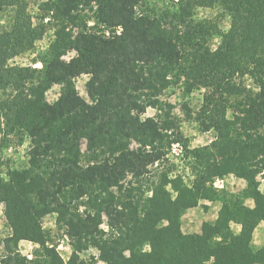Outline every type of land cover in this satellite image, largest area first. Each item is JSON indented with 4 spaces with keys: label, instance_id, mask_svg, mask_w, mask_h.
Returning a JSON list of instances; mask_svg holds the SVG:
<instances>
[{
    "label": "trees",
    "instance_id": "16d2710c",
    "mask_svg": "<svg viewBox=\"0 0 264 264\" xmlns=\"http://www.w3.org/2000/svg\"><path fill=\"white\" fill-rule=\"evenodd\" d=\"M173 1L158 11L149 0H34L33 14L31 0H0L1 141L29 140L27 166L4 172L0 163L11 227L0 264H65V236L67 264H264V244H253L264 222V0ZM199 8L222 9L220 18L196 19ZM49 29L53 38L33 61L42 68L9 64ZM82 75L89 100L77 87ZM179 83L204 89L196 118L215 134L192 149L189 181L179 170L170 179L182 133L162 96ZM229 174L246 180L242 191L213 185ZM202 202L207 210L221 202L217 218L185 233L183 215ZM51 213L59 241L42 226ZM24 239L39 245L32 259L19 249ZM89 248L99 256L81 259Z\"/></svg>",
    "mask_w": 264,
    "mask_h": 264
},
{
    "label": "rangeland",
    "instance_id": "374dc122",
    "mask_svg": "<svg viewBox=\"0 0 264 264\" xmlns=\"http://www.w3.org/2000/svg\"><path fill=\"white\" fill-rule=\"evenodd\" d=\"M149 1H150V4L153 5L158 11H163L169 8H174V5H175L173 0H149ZM199 9L209 10L208 15L200 19L220 18L219 17L220 13H218V11H216L215 15L212 14L213 10L215 9H212V8H199ZM30 10L33 14L37 13V4L34 2V0H31ZM196 16L197 17L201 16V13L197 11ZM222 19L223 20H221L220 22L221 25L224 24L226 20L228 21V23H230L228 16H225ZM52 38H53V31L49 29L47 33L45 34L43 40L37 42L36 48H34L32 51L26 52L22 55L15 57L14 59L11 60L12 63L22 64V65H35L37 63L41 64V62L39 61H37L34 64L33 61L35 58L39 57L40 54L48 47ZM45 44L47 45V47H42ZM73 55H75V52H71L67 55H64L62 56V58L69 59ZM87 79H88V75H82L79 78H77L76 83H77V87H78L80 94L84 98L89 100L88 93L86 90ZM59 92H60V86L54 85L47 92L48 100L50 102H53L55 99L58 98ZM203 94H204V89H194L193 91H187L184 84L179 83L178 85L169 87L162 96L165 101H168L172 104L173 114L176 116V118L178 119L180 123V127H181L180 131L182 133V138L180 139V142L174 144L170 152L171 159L176 164V167H175L176 170L175 172H173V174L175 176L176 172H178L177 170L181 172L183 171L187 177L186 181H189V178L192 177V173H193V170H192L193 169V163H192V151L193 150L192 149L195 147H201V146L210 144L215 139L214 132L202 130L196 118L197 111L199 110V107L203 100ZM148 109L152 110L150 115L155 114L156 112L155 109L153 108H148ZM185 124L188 125V130H184ZM193 132L196 135H192ZM23 143L24 142L19 141V139L1 141V136H0V163L2 164L1 165L2 171L7 172L9 170H14V169H23L25 166H27V164L23 162H19L17 167H13V164L15 162L13 158L21 155V153L19 152V149L23 146ZM174 147H175V151L173 150ZM82 148L83 150L86 149L85 141H83L82 143ZM8 149H11V153L7 158H5L3 153L4 151H7ZM27 151H28V148L23 153V156L26 161L28 159ZM189 165H192V166H189ZM185 166L187 168H185ZM257 177L260 182V188L264 192V172L260 173ZM224 179H225L224 187L218 188L219 190L226 189L231 192H240L246 186L245 179L236 177L233 174L224 176ZM246 203L250 206L254 205V202L252 199H247ZM220 205L221 204L219 202L214 203L211 205L210 209L207 210L203 207V202H202L197 207L188 209L182 218L183 231L185 233L200 231L202 223L205 220H211L217 216V212L220 208ZM4 209H5V204L2 201H0V257L4 254L3 240L11 232V227L4 214ZM53 214L55 213L48 214L42 219V226L46 231L51 232L55 241L56 240L59 241L58 239L62 237L61 235L62 232L58 230V227L56 224L57 215L55 214V219L53 220ZM233 227L236 232L239 230L238 225L234 224ZM253 244L255 248L260 247L264 244V222H261V224L257 227L254 233ZM35 248H36V244L33 241L26 240V239L22 240L19 245L20 251L23 254L27 255L28 257L29 256L32 257L33 255L32 253ZM58 249L63 257L67 256L69 259V257L72 254L73 248H72V245L70 244L69 239L66 236L63 237L59 241ZM93 255L94 254L89 253L86 259H88V261H91Z\"/></svg>",
    "mask_w": 264,
    "mask_h": 264
},
{
    "label": "clouds",
    "instance_id": "9594fccd",
    "mask_svg": "<svg viewBox=\"0 0 264 264\" xmlns=\"http://www.w3.org/2000/svg\"><path fill=\"white\" fill-rule=\"evenodd\" d=\"M177 2H178V0H177ZM220 10H222V9L217 8V9L213 10L212 14L215 15L216 11H220ZM197 11L201 13V16L196 17V19H200V18H202V17H204V16H207L208 13H209V10H207V9H197ZM138 14H139V13H138ZM49 19H50V17L45 18L44 23H47V22L49 21ZM3 23H4V21H3V20H0V24H3ZM88 23H89V25L91 26V25L94 23V21H88ZM33 26H35V24H33ZM220 27H221V29H222L225 33H227V32L229 31L231 25H230V23H228V21L226 20V21L224 22V24L220 25ZM53 31H54V30H53ZM120 31H122V29H120ZM215 39H216V42H217V43L220 42V38H219V37H216ZM42 47H47V45L45 44V45H43ZM213 51H215V48H213ZM11 63H12V61L10 60V61H9V64H11ZM22 66H25V65H22ZM33 67H35V68H42L43 65L40 64V63H37V64L33 65ZM256 91H259V88H258V87L256 88ZM151 111H152L151 109H148L146 115H150V114H151ZM141 119L143 120L144 117H141ZM0 127H3L2 117H0ZM184 130H188V125H187V124L184 125ZM192 135H196V134L193 132ZM28 146H29V140H28V138H27V136H26V137H25V140H24V143H23V146L19 149V152L21 153V155L18 156V157H14V158H13L14 161H15L14 164H13V167H17L19 162H23V163L27 164V161L25 160V158H24V156H23V153H24V151L28 148ZM193 146H194V145H193ZM173 150L175 151V147H174ZM10 153H11V149H8L7 151H4L3 155H4L5 158H7V157L10 155ZM157 164H159V161H157ZM174 178H175V177H174V174H170V179H174ZM3 179H4L5 181H7L8 177H7V176H4ZM129 179H131V177H129ZM147 195L150 197V196L152 195V193L149 192V193H147ZM80 211L83 212L84 209L81 208ZM54 219H55V214H53V220H54ZM49 226H51V225H49ZM100 228L104 229L105 231L108 230V229H107V226L104 225V224H101V225H100ZM36 247H39V245H36ZM49 247H51V245H49ZM58 251H59V249H58ZM89 253H92V254L96 255L97 257L99 256V253H98L97 250H95V249H93V248H89L85 253L80 254L81 259H86L87 256L89 255ZM127 255H128V253L125 252V256H127ZM28 258H29V259H32L31 256H29ZM63 259L65 260V264H67V259H68V257H67V256H64ZM97 264H105V262H104V261H100V260H98V261H97Z\"/></svg>",
    "mask_w": 264,
    "mask_h": 264
},
{
    "label": "built area",
    "instance_id": "2783aa9c",
    "mask_svg": "<svg viewBox=\"0 0 264 264\" xmlns=\"http://www.w3.org/2000/svg\"><path fill=\"white\" fill-rule=\"evenodd\" d=\"M224 177H216L213 180V185L218 189V188H223L224 187Z\"/></svg>",
    "mask_w": 264,
    "mask_h": 264
},
{
    "label": "crops",
    "instance_id": "0c3cea01",
    "mask_svg": "<svg viewBox=\"0 0 264 264\" xmlns=\"http://www.w3.org/2000/svg\"><path fill=\"white\" fill-rule=\"evenodd\" d=\"M214 203H217V202H214ZM214 203H209L210 207H211V205L214 204ZM219 203L221 204V202H219ZM220 207H221V205H220ZM209 209H210V208H209ZM219 209H220V208H219ZM218 211H219V210H218ZM217 216H218V212H217ZM217 216H216L214 219H211V220H205V221H214V220L217 218ZM202 224H203V223H202ZM234 224H235V225H238V226H239V230H240V228H241V225H240V224L232 223V228H233V230H234V227H233ZM260 224H261V223H260ZM260 224H259V225H260ZM259 225H258V226H259ZM258 226H257V227H258ZM201 227H202V226H201ZM182 229H183V228H182ZM256 229H257V228H256ZM239 230H238V231H239ZM200 231H201V230H200ZM200 231H198V232H200ZM234 231H235V230H234ZM238 231H237V232H238ZM255 231H256V230H255ZM235 232H236V231H235ZM189 233H194V232H189ZM254 233H255V232H254ZM253 239H254V238H253ZM257 248H258V247H257Z\"/></svg>",
    "mask_w": 264,
    "mask_h": 264
}]
</instances>
